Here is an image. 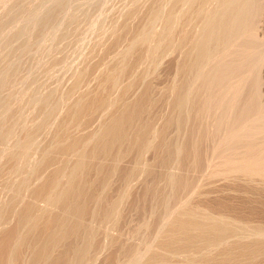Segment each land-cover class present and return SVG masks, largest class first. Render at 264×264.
I'll use <instances>...</instances> for the list:
<instances>
[{
  "label": "bare ground",
  "instance_id": "obj_1",
  "mask_svg": "<svg viewBox=\"0 0 264 264\" xmlns=\"http://www.w3.org/2000/svg\"><path fill=\"white\" fill-rule=\"evenodd\" d=\"M163 1L151 0L145 8L140 1H134L119 29L111 33L112 39L99 60L110 63L108 69L107 63L100 68V74L97 72L101 79L97 73L91 74L99 69L98 60L89 66L91 69L87 68V75L100 81L82 90L73 80L70 91L74 90L75 95V89L80 87V95L67 104L65 113L60 111V121L49 136L43 135L48 138H43L47 139V144L43 143L46 149L41 148L46 154L40 158L42 162L34 175L29 168L33 145L49 130L60 105L53 91L41 96L40 119L20 131L18 140L14 138L16 143L0 163V185H11L8 176L21 164H29L27 168L33 176L26 178L28 181L24 175L19 177L25 179V184L19 183L20 196L19 187L14 191L17 183H12L14 192H0V264H93L97 257L94 255L102 249L100 236L106 234V229L100 235V228L92 226L91 220L102 223L101 227H118V233L107 236L108 243L104 241L109 250L102 264H264V102L258 75V65L264 59V38L257 34L264 17V0H171L167 10L159 14V30L144 35L142 21L146 18L150 23L149 17L157 13ZM25 2H11L2 15L10 20L21 10L23 16L29 9L22 7ZM61 5L50 7L42 17L40 14L31 29L22 28L28 31L21 35L38 32L59 13ZM132 18L137 19L136 23L130 22ZM83 19V13L70 14L61 31V41L69 34H79ZM128 49L126 60L121 53ZM170 54L175 57L174 81L172 86L160 87L158 72L151 77L145 64L156 70ZM113 62L122 63L116 67ZM77 75L76 80L82 79ZM139 83L142 89L131 97ZM168 92L172 93L170 101L166 99ZM164 103H168L169 114L155 130V113ZM203 112L210 120L204 118ZM98 119L105 123L100 133L98 126L94 127ZM186 125L184 143L177 147L176 141L181 140L179 135ZM11 126L0 130V140L12 135ZM152 126L158 133L153 132L157 140L152 139L150 150L147 146ZM153 141L150 139V143ZM144 150L153 152V157L143 167L140 156ZM174 158L179 170L170 172ZM140 165L144 168L142 180L133 176ZM129 178L139 180V190L128 191ZM162 178L164 184L160 183ZM187 190L189 196L182 198ZM121 194L126 195L122 199L127 208L119 200ZM168 195L175 201L179 199V206L173 200L177 207L170 206ZM167 204L168 221L163 220L158 227L153 245L143 244L147 256L140 262L137 246L123 237L127 212L135 210L140 224L134 226L142 228L140 220L149 206H153V217L158 218L159 210Z\"/></svg>",
  "mask_w": 264,
  "mask_h": 264
},
{
  "label": "rangeland",
  "instance_id": "obj_2",
  "mask_svg": "<svg viewBox=\"0 0 264 264\" xmlns=\"http://www.w3.org/2000/svg\"><path fill=\"white\" fill-rule=\"evenodd\" d=\"M0 1H1L0 2V14H1L0 16L2 17L0 19L3 20V23H2L3 26L0 27V46H1L0 47V53L1 52H4L5 53V54L3 53V55L0 54L1 55L0 56V62L2 61L0 64H2V66H3L2 67L0 65V67H1L0 70L2 68H4V73L0 71V100H1L0 101V130H2L5 127L9 126V124H10V126H11V124H13V126H11V128L13 129L12 130L13 131L12 135L9 136V138H7L8 137L7 136L6 137L7 140H0V142H1L0 143V163L2 162V158L4 157L5 153L7 151H9L10 148H13L11 146H13L16 143V140H18L19 137H21L22 132H20V131H22L24 128H28V127L32 126L35 122H37L38 119H40V117H41L40 116L41 115V111H40L41 96L44 93H47L49 91H53L55 93V95L58 96L59 99H60V103H59L60 105L57 106L56 110L54 111L55 113L53 114L54 116H53L52 122L50 124L51 127L48 126L47 128L49 130L46 129V132H44V134H42L39 137H37V139L35 141L37 143L33 145L35 147V149H33L34 147L32 148L33 149V152L31 151L32 154H31L30 161H29V164L32 163L30 166L32 167V165H33V167L32 168L29 167V164L27 166L26 165L21 166L22 164L19 165V167L16 170V172H13V173H11L12 175L9 174V176H8V179L11 181V185L10 184H6V185H4L5 187L4 186L2 187L0 185V192L1 191L3 192V193L1 192V194H4V193L8 192L7 190L13 191L14 188L17 186V188H15L14 191H17L16 189H18V187H19V189L17 191L18 193L17 192H15V193H17L18 196H20V193L21 192L19 190H20L21 184H23L25 181L30 180L29 178L32 177L37 172V170L39 169V166L40 165H38V163L41 164L42 161L40 162L39 160H42L40 158H42V155H43V152H44V150L41 151V148L42 149L43 148L46 149V146H47V145H44V144H47V142L45 143L44 141H47V139H48L47 137L52 132L51 129L54 130L57 127V125H58V123L60 121V120H58V118H60L62 116V113L63 112L65 113V111L67 110V107L69 106L67 104L71 103L77 96L80 95V92H78V91L81 88H82V90H85L86 87L89 89V87H91V85L95 86L94 84H97L98 83V81H97L98 78L97 77L100 76V79H101V75H99L101 73V71L99 72L100 68L102 69L104 66L107 65V63L109 64V65L106 66L107 69H108V66H110V63L109 62L103 63L102 61H99V60L103 56V51L107 48L108 43L112 39V36H113L112 34L114 33L113 30L115 31V30L119 29V27L121 26V24H122V22L124 20V17L126 15V13L128 12L129 7L131 8L132 7L131 5H133L134 1H136V0H62L63 2L61 0H60V2H58L59 0H57V1L56 0H24V2L25 1H27V2H25L26 5L23 3V6L22 7H24V6H25L24 8L29 7V9L23 14V16H21L22 15V11L21 10L18 11L19 15L17 13L16 14L17 16L15 15L13 17V19H10V20L9 19H6L4 17V15H2V14H4V11L8 7V5H10L11 2L13 3L15 0H0ZM138 1H140V4L142 3L141 4L142 8H145L146 5L149 4L151 0L150 1L149 0H144V2L142 0H138ZM170 2H171V0H164L161 3L162 8H161V5H159L157 7V9L159 7L161 9L159 8V10H158L159 13H158L157 10H155L157 13H152L153 15H151V17H149L150 23H148L146 21V18L142 21V23L145 26L147 25V28H145V26L141 25V26H143L142 27L143 34L144 33L145 34H148V33L152 32V30H154V31L159 30V28L161 27V19H160V17L162 15V13H164L165 10H167V8L169 7L168 5L170 4ZM55 3L57 4V6H58V4H59V6L61 4L62 5L60 7L59 13L56 14L53 18H51V20H50L51 22L49 21V23L45 24L44 27H42L38 32H33L32 34H30L29 36H32L33 35L31 38L29 36H25V35L23 36V35H21V33L24 34V32H26V31H28L29 29L32 28L31 26H33L34 23L39 19L40 14H41V17H42L43 12L44 13H47V11H49V8L50 7L52 8L53 6H56ZM31 5H32V7H31ZM45 6H46V8H45ZM62 6H63V8H62ZM62 10H64V11H62ZM160 10H161V12H160ZM73 13L76 14V15H81L83 13V15H84V19H83V21L80 24V27L81 28H80L79 34H77L78 36L77 35L74 36V34H72V35L69 34L68 36H66L67 39H65L66 37L63 38V40H65V41H61L62 39L59 38L60 37V34H61V31H63V29L66 26V23H67L66 20L68 19V17L70 16V14H73ZM159 14H161V15H159ZM263 14H264V7H263ZM43 15H45V14H43ZM135 18H132V20L130 21L132 24L136 23L137 19H135ZM262 18L260 19V22H259V25H258V29H257V34H258L259 38H261V37L264 38V17H262ZM24 19H25V21H24ZM149 19L147 18L148 21H149ZM145 23H148V24H145ZM260 23H262V24H260ZM149 24H150V27H148ZM21 25H23V26H21ZM27 26H28V28H27ZM16 27H19V29L16 28ZM22 28L23 29H28V30H26V31L24 30L23 31ZM12 29L14 30L15 33L13 32ZM15 29H18V31L15 30ZM104 30H105V32H104ZM7 36H8V38H7ZM73 36H74V38H73ZM57 37H58V39H57ZM76 37H77V39H76ZM28 38H29V40H28ZM5 39H7V40H5ZM11 39H13L14 41H12ZM70 39H72L73 42ZM58 40L61 41V42L59 41L61 45H59ZM262 40L264 42V39H262ZM66 41H67V43H66ZM55 42H57V44H55ZM8 43H10L9 44L10 46H7L6 45ZM57 45H58V47H57ZM10 47L13 48V51L14 52L12 51V49ZM9 49H10V51H9ZM60 50H61V52H60ZM8 51L10 53L11 52H13V53L10 54ZM122 51H124V50H122ZM128 51H130V50L128 49L124 53L122 52L121 55L123 54L124 55L123 56L124 58L125 57L129 58L128 56H126V54H127ZM171 58L174 59V62H172L173 59L171 60ZM165 59L166 60H164V61L161 60L159 62L160 65H157L156 70H154L155 68L151 67L149 65V63L145 64V67H147L149 69L148 74L151 77L154 76L156 74V72H158V79H157L158 81H157V84L160 83L159 84L160 87L161 86L164 87V84H166L165 86H168V84H169V86H172V83H173V82H171V80H173V74H174V66L173 65H175V57L172 54H170L169 57L168 58H165ZM176 59L178 60L179 57L177 56ZM263 60L258 65V75H259V78L261 77V79H262V81L260 79V81H261L260 82V88H261L260 89L261 90L260 93H261L262 101L264 102V85H262V82L264 84V63H263L264 61ZM96 61L99 62V65H98L99 69L97 70V68H95L96 70L94 69L93 72H91L92 70H90V72H91V74H93V76L97 72H99V74L98 73H97L98 75L96 74L97 77L90 78L87 75V72L89 71L88 69H91L90 67L92 65H96L97 64ZM168 61H169V63H168ZM100 62H102L104 65L101 66L100 65L101 63ZM121 63H119V65L118 64L115 65V63L113 62L112 65H115L116 67H118V66L121 65ZM82 68H84V70L85 69L86 70L84 71V70H82ZM160 68H162V71H160L161 70ZM78 70H79V72H78ZM2 71H3V69H2ZM152 71H153V74H152ZM83 72H85L86 74L85 73L82 74ZM76 75L79 76V77H82V79L79 78L80 80L79 79L76 80V78H77ZM83 75L84 76L87 75L90 78L89 79L90 82L87 79L88 77L86 78V76H85V78H84ZM167 77H168V79H167ZM84 79H85V81H84ZM100 79H98V80L100 81ZM73 80H75L76 83L79 84L77 86H80L81 87V88L80 87H77L78 89L77 88L75 89V95H73V93H74L73 91L74 90L72 92L70 91V88L72 86L71 83L72 84L74 83ZM87 81H88V83H87ZM162 81H163V83H162ZM79 82H82L83 84L82 83H79ZM84 83L86 85H84ZM140 84L141 83H139V85H137L135 87L134 92L135 91H137V92L135 94L133 93L131 95V97H133L136 94H138V92L142 89V85L143 84H141V85ZM138 87H139V89H138ZM68 98H70V99H68ZM166 99H168L169 101L172 100V93L171 92H168L167 93ZM168 100H167V102L169 103ZM168 103H164V105H161L162 107L159 106L158 107L159 110L157 109L158 111H156V113H155V121H154V123L152 125H154V127H156V129L152 126V129L151 130H153V131L150 134L151 135L150 136L151 138L149 137V146H147V148L150 149V150H153L152 149V147H153L152 144H154V141L152 139H154V140L156 139L157 140V138H155V137H157V135H155V133H158V131L155 132L154 129L155 130L159 129V124L162 123L167 118V114H169V106H168ZM57 109H59V110H57ZM21 115H23V116H21ZM165 116H166V118H165ZM203 116H204V118H208L207 121L210 120V117H208V115L206 116V114L204 112H203ZM263 117H264V111H263ZM163 118H165V119H163ZM15 120L17 121V123H16ZM22 120H23V122H22ZM57 121H58V123H57ZM95 125L96 126H94V127H96V128L98 126V130L97 131H99L98 133H100L101 130L104 128L105 123H101L100 120L98 119V120L95 121ZM186 128H187V125L183 129L184 132L182 131L180 133V135H179V137L181 138V140H180L179 137H177V139H176V140H178V139L180 140V141H176L177 142V147H180L184 143L183 141L185 140V138H183V137H186L185 135H187L186 134V132H187L186 131L187 130ZM99 129H101V130H99ZM153 132H155V133H153ZM152 134L154 136H152ZM16 135L18 136V138H16ZM43 135H47V137L46 136H43ZM44 137L47 138V139L46 140L43 139ZM152 137H154V138H152ZM14 138L16 139L15 141H14ZM150 139H151V141H153V143H150ZM156 140H155V142H156ZM2 141H4V143ZM178 142L180 144H178ZM38 145H40L41 147H39ZM6 148L8 150H6ZM147 148H146V150H147ZM146 150H144L143 155L141 154V156H140L142 158V159H140V161L142 162L143 165L142 164L141 165L143 167L145 166L144 163L146 164V163L150 162L151 159H152V157H153L152 156V153L153 152H150V150H148L149 152L148 151L145 152ZM37 153L39 154L40 157L37 155ZM45 154H46V150H45L44 155ZM44 155H43V158H44ZM143 156H144V159H143ZM31 158H32V160H31ZM175 159L176 158H174L172 160L173 163L171 161V164L172 165L170 164V168L168 169V171L170 170V172L171 171H176L177 172L179 170V169L176 168V164H174V160ZM34 165L37 166V167H35ZM141 165L138 167V170L139 171H137V168H136V171L139 172V176H137L138 173L136 171H135V175H133L134 177L135 176L138 177V179H140V180H142V178H143V173L142 172H143V169H144V168H140V167H142ZM21 167H24V168L29 167L31 169V172L32 173L34 172L33 175L30 172V169L29 168H27V169L29 170V173H31L30 176H28L29 174L27 173L28 172L27 169L24 172L23 171L24 168L22 169ZM19 168L21 170L20 172L18 171ZM36 168H38V169L36 170ZM141 169H142V171L140 172ZM17 172H19V173L17 174ZM140 173H142V174H140ZM23 175H24V177H23ZM26 175L28 177H26ZM19 177H21V178L23 177L25 179L28 178V180L27 179L26 180L25 179L21 180ZM130 178H132V176ZM18 179H19V182H15L16 180L18 181ZM133 179H132V181L130 179L131 184L129 183V181L127 183V184L131 185V188L130 187H129L130 189H128L127 187L125 188V189H128V191L130 190V192L131 191L132 192H135V190L136 191L139 190V180L137 178L134 179V180ZM162 181L165 183V178H162V180L160 181L161 184H164ZM12 183L13 184H16V183L19 184V183H21V184H19V186L18 185H15V187H14ZM0 184H1V182H0ZM6 188H9V189H6ZM10 188H12V189H10ZM128 191L126 190L125 192L128 194ZM188 192H189V190H187V192L185 191L184 192L185 194L183 193L182 198H186L187 197V194L189 196V193ZM17 194H16V196H17ZM122 195L123 194H121V196L119 198V200L121 201V204L125 200V199H122V197L124 198L126 196V195L125 196H122ZM14 196H15V194H14ZM168 196H169V198L168 197L167 198L169 200H171V201H169L166 198V202L168 200L169 203L168 202L167 203L170 204V206L171 205H175L174 203H176V205L179 206V199L177 200L178 201L177 202V201H175V199L173 197H170V195H168ZM121 199L123 200V202H122ZM172 200H173V202L174 201L175 202L172 203ZM125 202H126V200H125ZM125 202H124V205L123 204L122 205L127 208V206H126L127 203L125 205ZM168 204L167 205H164L159 210V212H160V214L158 213L159 214V217H158L159 219L158 218H155L158 215L155 216V217H153V215L151 214V209H152L153 206L152 207L149 206V209H147L148 211L146 212L147 214L145 213V215H143L142 220H140L141 221V224L144 225L143 226L144 228L143 227L142 228H137L138 225L137 226H134V225H136V223L137 224H140L137 215L134 213L135 210L128 211L127 212V214H129L128 215V220L129 221L127 220V224L128 225H126V226L127 227L128 226H131L132 228H130V227H128V228L126 227L125 228L124 227V230L126 229V231H123V234H124L123 237L126 238V239L125 238L124 239L127 242L128 241H129V243L132 242L131 243L132 245L135 244V247L137 246L136 248H137L138 251L136 252V255L138 254L137 255V259L140 262H142L143 259H145V257L147 256L146 255V250H145V247H146L145 245H147V244H152L153 245V239H154L153 237H157L158 236L157 233H156V231L158 230V227L164 221L165 222L168 221V210H166V208H168ZM176 205L174 206V208L177 207ZM123 206H121L122 207V210H123ZM165 212H166V214L163 215ZM127 214H126V217H127ZM134 217H135V219H134ZM165 218H167V219L165 220ZM90 223L92 224V226L96 227L97 229L100 228V230H99V232H101L100 235L102 233H104L102 231H104V229H106V231H105L106 234H102L101 235L102 236V239H101V236H100L101 246H102L101 248L102 249L100 250V252H98V251L96 252L98 255L97 254L94 255V256H97V257L99 256V257L98 258L96 257L95 258V262L93 263V264H98L100 262L102 264V261H103L105 255H106L107 249H108V248L106 249V247H109L108 246L109 244L106 245L108 243L107 236L111 235L112 233H113V235L117 234L118 233V231H117L118 227L113 226V227L110 228L109 225L104 224L103 225L104 228H103V227H101L102 226V223H100V222H98L96 220H94V221L91 220ZM143 223H146V226ZM147 223H149V225H148L149 227L147 226ZM105 226H107V227H105ZM151 226H154V227H151ZM129 228H130V230L134 228L133 229L134 232L133 231H130ZM135 228H136L137 231L139 229L141 231H139V233H138L135 230ZM152 228H154V229H152ZM248 229H247V231H248ZM151 230H152V232L155 235L151 232ZM135 231H136V234H135ZM148 231H149V233H148ZM114 232H115V234H114ZM147 233H148V235H147ZM150 233H152V234H150ZM103 235H104V237H103ZM149 235H151V237ZM127 236L129 238H127ZM105 238H106V240H105ZM141 238H142V240H141ZM128 239H130V240H128ZM104 241H106L107 243L105 244ZM155 243H156V241H155ZM104 244L106 245L105 247H104ZM143 244L145 246L144 248H143ZM103 248H105L106 251ZM102 250L104 251V254H103V252H101ZM101 256H103V257H101Z\"/></svg>",
  "mask_w": 264,
  "mask_h": 264
}]
</instances>
